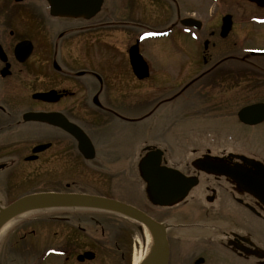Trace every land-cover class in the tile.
<instances>
[{"label":"flooded vegetation","instance_id":"1","mask_svg":"<svg viewBox=\"0 0 264 264\" xmlns=\"http://www.w3.org/2000/svg\"><path fill=\"white\" fill-rule=\"evenodd\" d=\"M121 2V7H114L111 0H102L94 13H91L93 9L90 6L85 7L84 2L83 7H76L75 17H53L49 14L46 0H0V73L7 67L6 75L0 74V79L13 77L20 83L22 72L17 78L15 64L23 65L31 58H36L38 65L31 70L25 68L28 75H33L34 69L47 76L50 71L57 75L56 84L51 81L50 88L31 94V101L42 105L40 109L30 108L17 113L8 102L12 94L9 99H5L9 94L0 95V210L31 194L12 198L18 180L20 184L30 179L23 177L26 176L23 173L25 169L32 168V172L44 176L61 172L69 174L81 162H95L101 166L93 165L92 170L106 173L111 186H124V149L103 144L104 148H98L92 134L79 121L81 112L85 111L90 124L104 118L124 122L123 109L112 104L113 100H120V105H124V68L119 67L123 59L115 66L109 64L111 61L108 65H97L93 60L96 59V54L93 56L94 46H114L118 41H124L129 48L138 43L140 50L144 42L169 38L174 45L181 47H201L195 60L201 61L202 70L180 86L178 92L149 102L148 114L144 115L171 105L197 83L202 84H197L199 87L194 89L215 95L239 89L243 79L240 66L253 58L248 52L242 54L237 49L239 27L264 22V6L254 0ZM91 4L95 6L89 1ZM147 13H157L162 24L146 27L143 21ZM259 14L261 17H258ZM131 16H137L143 24L134 34L128 30V18ZM108 32L118 33L122 38L108 41L103 38ZM22 42L28 43L31 51L20 61L15 55V48ZM81 46L91 48V52L89 66L78 71L75 70L77 66L69 63L76 62L71 58L72 49L80 50ZM214 50L220 55L213 57L211 52ZM65 57L68 59L66 62ZM148 68V77L137 81L145 83L151 78L156 84L155 76ZM49 92L54 93L45 101L33 98L35 94ZM28 112L52 114V122L80 129L92 144L93 158L89 161L84 159L74 137L61 127L46 122H24L22 117ZM99 114H103V118ZM28 126L41 131V142H31L29 136L18 133ZM38 146L45 149L33 151ZM145 147L138 153L136 166L129 168L131 180L126 177L128 185L136 186L133 188L135 199L80 194L100 196L128 205L163 225L168 245L166 264H264V204L243 191L232 179L202 172L193 166L196 159L209 156L216 160H206L208 163H218L222 166L218 168L233 170L250 178L255 168L228 156L242 154H212L207 150L194 158L187 163L186 169L179 171L186 177L196 178L197 184L180 202L161 207L149 200L146 183L137 166L148 153ZM246 156L257 160L254 156ZM164 163L167 164L165 151L161 165ZM75 185L66 184V190L58 193H79L71 191ZM209 220L215 223L212 229L207 227ZM187 222L190 224H185ZM136 233L141 238L136 241L138 248L131 242ZM143 236L142 226L124 215L90 208H60L14 221L0 240V264H133L135 255L144 256ZM141 263L142 260L138 264Z\"/></svg>","mask_w":264,"mask_h":264},{"label":"rangeland","instance_id":"2","mask_svg":"<svg viewBox=\"0 0 264 264\" xmlns=\"http://www.w3.org/2000/svg\"><path fill=\"white\" fill-rule=\"evenodd\" d=\"M121 1L111 0V5L121 7ZM195 11L198 10L195 9ZM156 15L157 13H147L143 24L146 27L161 25L162 19ZM258 17L261 15L259 14ZM128 24V30L132 34L143 27L142 21L137 16L129 17ZM239 28L237 49L241 50L242 54L249 50L264 51V22L250 26L241 25ZM103 38L113 42L114 39H120L122 36L111 32ZM128 48L129 46L124 44V41H118V44L114 46L96 45L93 48L96 51L93 54V56L96 54V59L93 58V60L97 65H108V61H111L109 64L115 66L123 59L119 67L124 68V105H120V100H113L112 104L123 109L124 122L109 121L111 118H104L97 123L90 124L85 111L81 112L79 120L92 134V139L98 148H104L103 145H107L124 149V186H117V189L114 184L111 186L108 183L106 177L109 176L106 173L102 170H92L93 165L101 166L100 164L81 162L69 174L61 172V174L49 173L44 176L32 172V168L25 169L23 173L26 176L23 177L30 179H25L20 184L18 180L12 198L32 192L64 191L66 184L74 183L76 185L71 187V191L74 192L99 194L124 200L135 199L133 188L135 189L136 186L128 185L126 177H129V181L131 180L129 168L136 166L138 153L145 146L165 151L167 164L177 169H186L188 162L190 163L207 150L212 154L234 152L254 156L257 160L264 162V122L255 127H246L236 118V113L240 108L255 103H264V57L249 58L248 62L240 66L243 79L236 92H232V89L230 92L218 95L201 92L194 89L202 84L197 83L199 86L196 84L193 89L186 91L171 105L162 107L156 113L144 115L148 114V107L151 106L148 105L149 102L178 92L180 86L188 83L202 70L201 61L195 60L201 47L197 48L196 45L181 47L174 45L169 38L144 42L139 50L140 55L147 62L151 73L154 74L156 84L151 78L145 83H140L132 76L127 60ZM90 52L91 48L84 46H81L80 50L79 48L76 51L72 49L71 56L73 57L71 58L76 59V62L69 64L77 66L75 70L78 71L86 69L89 66ZM36 54L39 53L36 52ZM211 54L213 57L220 55L219 52L216 53V50ZM67 60L66 58L65 62ZM37 61L36 58H31L23 65L15 64L14 72L17 78L19 72H22L19 76L20 83H17V80L14 81L13 77L0 79V91L5 86L0 95L9 94L5 97L9 99L8 97L12 94L10 98L12 101L8 102L17 113L30 108L33 110L42 108V105L31 101V94L50 88L48 85L51 81L53 84L57 83V75L52 72L53 76L51 71L48 76L42 72H36V69L33 70V75L27 74L25 68L30 70L35 68L38 65ZM251 74H253L252 77ZM79 83L82 84L81 81ZM99 115L103 118V114ZM18 133L29 136V139H32L31 142L42 141L41 131L33 126L23 128ZM185 224H190V222ZM214 224L209 220L208 229H212ZM139 237L136 233L134 241H131L134 242L136 248H138L136 241L141 240ZM142 240L144 248L147 243L145 235Z\"/></svg>","mask_w":264,"mask_h":264},{"label":"water","instance_id":"3","mask_svg":"<svg viewBox=\"0 0 264 264\" xmlns=\"http://www.w3.org/2000/svg\"><path fill=\"white\" fill-rule=\"evenodd\" d=\"M49 5V13L51 16H66L75 17L77 14L76 7L89 6L95 11H98L102 0H46ZM91 3H95L89 5ZM260 5L264 6V0H254ZM95 7V8H94ZM82 11V9L80 10ZM76 12V13H75ZM30 45L26 42L18 44L15 48V55L18 60L23 61L30 53ZM253 55H264L262 53L253 52ZM129 65L132 69L133 75L142 80L148 77V67L141 55L138 52V45L130 47L128 51ZM7 66V65H6ZM5 67L1 71V76H5ZM54 92L40 93L33 96L34 99L45 101L47 97L53 95ZM52 114L34 113L29 112L23 115V121L36 122V123H52L64 129L67 133L72 135L78 143V150L86 160L93 158L94 149L88 137L77 127L70 124L52 122ZM238 120L247 126H256L264 121V104H254L242 108L237 113ZM44 146H38L33 151H42ZM145 151H148L147 155L138 163V169L140 171L143 181L146 183V191L149 200L154 204L161 207H168L174 205L183 200L191 188L197 184V179L193 177H186L179 171L162 166V154L159 149H151L147 147ZM232 156V155H230ZM237 157V156H236ZM240 161L244 162L247 166L255 168L252 177L246 178L241 174L236 173L233 170H224L218 167H222L215 162L208 163L206 160L211 159L209 156H205L202 159H197L193 166L199 171L226 176L242 188L243 191L250 193L253 197L258 199L264 204V164L260 161L248 159L242 156L237 157ZM211 160H216L213 158ZM224 167V166H223ZM213 168H218L214 170ZM37 205L48 206H72V207H88V208H101L113 211L130 219L140 223L141 225L148 227L155 236V249L152 257L145 264H166L168 245L165 238V227L159 223L154 222L152 219L146 217L143 213L137 209L128 205L120 204L114 200L101 198L90 195L80 194H59V193H39L32 194L18 199L10 204L8 207L0 210V225L11 215L19 210L27 207ZM143 264V263H141Z\"/></svg>","mask_w":264,"mask_h":264},{"label":"bare ground","instance_id":"4","mask_svg":"<svg viewBox=\"0 0 264 264\" xmlns=\"http://www.w3.org/2000/svg\"><path fill=\"white\" fill-rule=\"evenodd\" d=\"M51 208H60L58 206H48V205H37L32 207H27L22 210L17 211L10 217H8L1 225H0V240L3 237V235L7 232V230L10 228L11 224L19 219L26 218L31 215L35 214H41L46 211H49ZM97 210H103L108 211L107 209H101L96 208ZM143 232L147 239L144 256L141 255H135L133 264L139 263V261L142 260V263L145 264L150 260L154 253V247H155V236L154 234L148 229V227L143 226Z\"/></svg>","mask_w":264,"mask_h":264}]
</instances>
